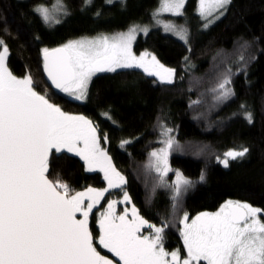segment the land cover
I'll return each instance as SVG.
<instances>
[{
    "label": "snow or ice",
    "instance_id": "1",
    "mask_svg": "<svg viewBox=\"0 0 264 264\" xmlns=\"http://www.w3.org/2000/svg\"><path fill=\"white\" fill-rule=\"evenodd\" d=\"M230 3L231 0H198L196 12L203 27L208 28L223 16ZM91 4L92 0H84L85 7ZM185 4L186 0H160L153 18L160 23L162 13L183 16ZM32 11L49 26L53 21L61 22L54 12L69 14L63 0H56L51 8L37 3ZM163 26L166 32H173L189 44L186 26ZM149 30L146 25L134 24L128 31L113 36L101 34L70 40L54 48L43 47L42 71L55 89L85 102L97 73L140 69L147 76L158 78L156 82L172 84L175 69L165 67L148 51L140 55L133 51L137 34L143 32L147 36ZM253 43L244 41L240 45L239 71L247 67L243 52ZM9 56L10 49L0 38V264H264V208L228 199L214 212L202 211L190 218L187 211H182L183 194L206 177L202 172L199 180L193 181L176 171L175 182L167 183L165 178L173 171L169 155L180 146L171 135L173 129L164 124H160V143L164 147L149 154L146 167L157 174L158 187L172 190L168 217H162L157 226L141 215L134 204L118 213L121 201L115 199L107 201L106 208L100 210L98 206L111 189H121L122 202H131L123 190L125 176L117 170L107 148L101 146L102 139L108 142L107 134L101 136L98 125L87 116L66 112L38 92L30 72L22 77L15 75L9 67ZM254 58L250 56L249 60ZM236 74L231 66L225 67L210 89L216 102L234 99L232 78ZM103 115L111 119L107 113ZM239 115L249 124L253 122V114L244 103L240 104ZM130 143L122 140L120 147ZM248 152L247 147H242L215 159L227 168L230 160L243 158ZM73 157L83 162L86 172L102 173L107 186L74 189L58 171L61 161ZM90 220L98 225L95 236ZM169 227H176L182 241L181 247L171 251L164 243ZM98 249H106L113 258Z\"/></svg>",
    "mask_w": 264,
    "mask_h": 264
},
{
    "label": "trees",
    "instance_id": "2",
    "mask_svg": "<svg viewBox=\"0 0 264 264\" xmlns=\"http://www.w3.org/2000/svg\"><path fill=\"white\" fill-rule=\"evenodd\" d=\"M53 2L0 0V38L10 49L9 67L19 76L30 72L38 92L48 94L54 103L74 113L86 115L98 125L101 136L107 134L108 142L101 141L126 176L123 190L131 197V202L126 204L129 208L134 204L141 215L157 226L161 225L162 217H168L172 203L169 189L155 188L153 196L154 188L140 181V166L153 148L161 144L160 124L172 128L171 134L182 145H197L196 150L171 154V169L193 181H198L202 172L206 177L203 183H196L183 194L182 211L192 217L215 210L230 198L264 208V0H231L224 15L206 29L196 12L198 0H186L184 15L170 16L187 24L190 44L166 33L159 25L147 36L139 34L134 44L137 53L146 50L165 67L175 69L174 83L156 82V77H149L140 69L97 73L92 78L86 102L52 89L42 71L40 49L62 45L84 34L147 24L152 21L160 0H124L123 3L92 0L88 7L84 6V0H63L69 14L59 24L49 26L32 9L37 3ZM37 36L39 40L35 39ZM244 41L254 43L243 52L248 63L244 71H239L242 65L238 62L237 49L240 50ZM250 56L255 58L249 60ZM226 66L237 73L232 78L236 96L218 103L210 89ZM241 103L253 114L251 124L239 115ZM122 140L131 143L121 148ZM242 147H247L249 152L243 158L230 160L227 168L215 159L217 155L222 158L228 150ZM58 171L76 190L106 187L103 174L86 172L78 157L61 161ZM116 198L122 202L123 191L109 190L102 206ZM90 226L96 235L98 225L93 220ZM164 243L169 251L182 246L176 227L166 228Z\"/></svg>",
    "mask_w": 264,
    "mask_h": 264
},
{
    "label": "rangeland",
    "instance_id": "3",
    "mask_svg": "<svg viewBox=\"0 0 264 264\" xmlns=\"http://www.w3.org/2000/svg\"><path fill=\"white\" fill-rule=\"evenodd\" d=\"M54 3H56V0H54V2L51 4V5H49V4H45V5H47V6H49L50 8H51V6L54 4ZM160 4V3H159ZM159 7V6H158ZM158 7H157V9H158ZM156 9V10H157ZM156 10H154V12L156 11ZM153 12V13H154ZM171 13H162L160 16H159V20H160V23H156V20L153 18L152 19V21L151 22H148L147 24H137V25H140V26H148L149 27V29L151 30L152 28H155V27H157L158 25L159 26H161L162 27V29L164 30V24L165 23H171V24H174V25H176L177 27H180V26H186L187 28H188V26H187V24H185L184 22H179V21H177V19H175V18H172L171 16ZM54 16L57 18V19H59L60 21H62V17L63 16H65L64 15V13L63 12H54ZM52 25H55V22L53 21V23H52ZM136 25V24H135ZM132 26V25H131ZM129 29V28H128ZM128 29H126V30H116V31H113V32H107V31H105L104 33L103 32H101V33H95V34H84L83 36H77V37H73L72 39H69V40H67V41H65L64 43H67L68 41H70V40H78V39H81V38H84V37H87V38H94V37H97V36H99V35H101V34H103V35H108V36H113V35H115V34H117V33H121V32H126V31H128ZM149 30V31H150ZM189 30V29H188ZM165 31V30H164ZM166 32V31H165ZM166 33H170V34H172V35H175L173 32H166ZM139 34H143V32H139L138 34H137V38H138V35ZM144 35V34H143ZM176 36V35H175ZM137 38H136V40H137ZM177 38L179 39V37L177 36ZM136 42V41H135ZM63 43V44H64ZM135 44V43H134ZM134 44H133V51L136 53V55H140L142 52H144V51H146V50H144V51H142V52H140V53H137L136 51H135V48H134ZM189 44H190V37H189ZM239 48H240V46H239ZM238 51H240L239 49H237V52ZM118 70H128V69H118ZM15 75H17V74H15ZM25 75V73H23L20 77H22V76H24ZM17 76H19V75H17ZM32 77H33V75H32ZM158 79V78H157ZM45 94V93H44ZM46 95H48V94H46ZM51 102H53L52 100H51ZM81 102H84V101H81ZM54 103V102H53ZM55 103L56 104H58L56 101H55ZM63 110H65L66 112H69V113H71V114H75V115H84V114H82V113H79V112H77V113H74V112H72V111H70V109H68V107H65L64 105H61V104H58ZM210 110H207V112H209ZM207 112H205V113H207ZM204 113V112H203ZM204 113V114H205ZM86 116V115H85ZM89 118V117H88ZM172 135V134H171ZM173 136V135H172ZM174 137V136H173ZM162 139V138H161ZM160 139V140H161ZM174 139L177 141V139L174 137ZM178 144H179V148L177 149V148H174V150L171 152V154H173L174 152H178V153H185L184 151L185 150H190V151H193V150H196L197 149V145H192V144H190V145H187V144H185V145H182L181 143H179L178 142ZM101 146L102 147H105V148H107V150H108V147H107V145H104L103 144V142L101 141ZM162 147H164V145L161 143L160 145H158L157 147H155V148H153V150H156V149H159V148H162ZM152 150V151H153ZM151 151V152H152ZM150 152V153H151ZM170 154V155H171ZM109 155L112 157V159H113V155H111V153H109ZM169 155V156H170ZM148 160H149V156H148V158H147V160H146V162L143 164V166H140V169H141V172H140V177H141V179H140V181H141V183L142 182H147L148 183V185H150V186H152L153 188H161V189H169V191H170V193H171V195H172V190H171V188H163V187H158L157 186V184H158V181H157V174L155 173V171L154 170H150V169H148L146 166H147V163H148ZM113 163L115 164V162H114V159H113ZM115 166H116V164H115ZM116 168H117V170L118 171H120L121 172V174L122 175H124L125 176V174L118 168V166H116ZM173 172H175V171H173ZM173 172L172 171H170L169 173H168V176L165 178L166 179V181H167V183L169 184V185H171V184H173L174 182H175V180H176V175L175 174H173ZM125 178H126V176H125ZM107 186V185H106ZM92 187V186H91ZM105 186H103V187H101V188H104ZM85 188H83V189H80V190H78V191H82V190H84ZM231 199V198H230ZM182 200V199H181ZM232 200H235V199H232ZM226 201V200H225ZM224 201V202H225ZM241 201V200H240ZM102 202V201H101ZM223 202V203H224ZM223 203H221V205L223 204ZM181 204V203H180ZM99 208H100V210H103V208H105V206L103 207H100V206H98ZM125 207H127V208H129L128 206H125ZM220 207V206H219ZM219 207L217 208V209H215V210H209V212H214V211H217L218 209H219ZM129 209H131V208H129ZM97 211V210H96ZM123 212V211H122ZM121 212V213H122ZM97 213H98V211H97ZM181 215H182V213H181ZM196 215V214H195ZM195 215H193L192 217H194ZM191 218V217H190Z\"/></svg>",
    "mask_w": 264,
    "mask_h": 264
},
{
    "label": "flooded vegetation",
    "instance_id": "4",
    "mask_svg": "<svg viewBox=\"0 0 264 264\" xmlns=\"http://www.w3.org/2000/svg\"><path fill=\"white\" fill-rule=\"evenodd\" d=\"M111 190H112V189H111ZM115 200L120 201V198H116ZM105 201H106V194H105L104 199H103L102 202H101L100 207H102V203H104ZM120 205L123 206V207H122L123 209L125 208V206H127V205L124 204L123 202L118 203V205H117V212H118V213H121L122 210H123L122 208H120ZM106 206H107V204H106ZM106 206H105V208H106ZM94 213H97L96 209H94ZM97 215H98V213H97ZM92 221H93V220H90V223H92ZM145 234H146V229H145ZM98 250H101V249H98ZM101 252H102V254H105V252H107V250H106V249H103V250H101ZM109 256L112 257V254L109 253ZM112 258H113V257H112Z\"/></svg>",
    "mask_w": 264,
    "mask_h": 264
},
{
    "label": "water",
    "instance_id": "5",
    "mask_svg": "<svg viewBox=\"0 0 264 264\" xmlns=\"http://www.w3.org/2000/svg\"><path fill=\"white\" fill-rule=\"evenodd\" d=\"M58 46H60V45H57V46H52V48H54V47H58ZM44 73V72H43ZM44 75H45V79H46V81H47V83L48 84H50V86L52 87V89L54 90L55 89V87L54 86H52L51 85V82L47 79V77H46V74L44 73ZM56 91H59L58 89H55ZM50 178V177H49ZM51 179V178H50ZM91 227V226H90ZM93 234H94V232H93ZM95 236V235H94Z\"/></svg>",
    "mask_w": 264,
    "mask_h": 264
}]
</instances>
